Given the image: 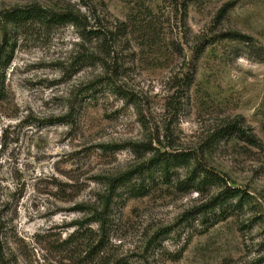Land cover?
<instances>
[{
	"label": "rangeland",
	"instance_id": "1",
	"mask_svg": "<svg viewBox=\"0 0 264 264\" xmlns=\"http://www.w3.org/2000/svg\"><path fill=\"white\" fill-rule=\"evenodd\" d=\"M184 1L0 0L79 9L102 34L0 29L4 264H76L103 208L104 255L128 264H264V0ZM230 124L260 145L221 138ZM157 150L193 158L151 167ZM125 172L140 191L109 187ZM227 186L243 210L203 212Z\"/></svg>",
	"mask_w": 264,
	"mask_h": 264
},
{
	"label": "trees",
	"instance_id": "2",
	"mask_svg": "<svg viewBox=\"0 0 264 264\" xmlns=\"http://www.w3.org/2000/svg\"><path fill=\"white\" fill-rule=\"evenodd\" d=\"M190 1V0H188ZM173 5H183V9H187V3L184 1L180 3V0H170ZM40 23L46 25H66L72 24L77 28H81L86 34H91L93 36L99 37L102 34L100 30H87L90 26L87 16L85 13L81 12L79 9L73 8H64V9H55L49 6H42L39 3H33L25 6H14L0 10V29L3 31L4 35L9 36L11 33L10 26H13L17 30L22 31L27 28V26ZM110 35H114L113 31L107 30ZM119 33V32H118ZM105 34V33H104ZM225 37L239 38V39H249L251 37L243 35L237 32H228L225 34ZM6 40V38H5ZM8 43V42H6ZM5 47V46H4ZM3 46L0 47V114L2 109V104L8 98V91L5 84V78L3 75V69H5L8 59L3 58L6 55V51L3 49ZM204 48L199 50V54L203 52ZM231 134H236L248 143L258 146L260 145V140L256 135L246 134L241 128L233 125H228L220 137L225 138ZM193 157L190 155L181 153V152H172L168 150L159 151L157 154H154L151 160H157L152 164L151 167H161L164 166L167 168L171 164H176L183 162V160H191ZM146 172H149L146 171ZM144 169L138 171L139 175L146 173ZM132 177L129 172H125L112 180H110L109 187H126L127 192L135 194L136 191H140L139 186H134L130 183ZM137 187V188H135ZM240 190L238 188H232L227 186L218 192L216 196L211 200L210 204L205 206V211H212L215 209H220L222 213H231L232 210H243L244 208V198L240 196ZM233 197H239L235 204H229V200ZM106 210L98 211L94 210L91 218L88 220L90 224H97V228L88 227L81 233H77L73 236H76L75 240H87L90 239L88 250H86L85 255L82 258L77 260L76 264H128L123 258H116L115 256L104 255V251L108 247V236L110 225L106 221ZM79 226V224H77ZM3 240L0 236V264H4L5 259V250L3 245Z\"/></svg>",
	"mask_w": 264,
	"mask_h": 264
}]
</instances>
